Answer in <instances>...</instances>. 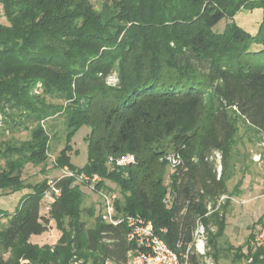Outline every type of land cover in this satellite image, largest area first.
<instances>
[{
  "label": "trees",
  "instance_id": "obj_1",
  "mask_svg": "<svg viewBox=\"0 0 264 264\" xmlns=\"http://www.w3.org/2000/svg\"><path fill=\"white\" fill-rule=\"evenodd\" d=\"M0 4L6 20L0 19V115L4 122L11 120L9 129L29 130L28 139L0 148V194L26 190L13 211L0 210V264H68L73 258L80 264L105 259L125 264L134 246L126 224L106 222L102 210L88 225L82 214L93 216V210L82 207L84 184L73 177L57 179L60 195L49 203L47 215L42 213L47 179L31 183L22 173L27 163L47 159L43 123L56 114L64 115L66 130L65 146L54 160L57 168L97 173L100 187L114 182L119 187L116 215L150 220L177 252L191 243L200 219L213 248L207 254L217 261L225 208L206 215L207 206L234 191H228L227 182L238 169L239 128L249 141L263 140L264 63L258 54L264 55V0ZM245 8L262 10L255 34L236 22L214 30ZM254 42L259 48L251 49ZM111 74L114 84L107 82ZM83 125L90 128L88 158L77 167L69 152L73 134ZM170 149L181 156L175 168L162 158ZM127 154L133 162L108 161ZM51 220L63 230L53 247L30 242L31 235L49 229ZM247 254L249 264H264V247L252 245ZM189 260L203 264L194 253Z\"/></svg>",
  "mask_w": 264,
  "mask_h": 264
},
{
  "label": "rangeland",
  "instance_id": "obj_2",
  "mask_svg": "<svg viewBox=\"0 0 264 264\" xmlns=\"http://www.w3.org/2000/svg\"><path fill=\"white\" fill-rule=\"evenodd\" d=\"M91 1L95 5L99 4V0ZM261 18L262 10L259 8L252 10L246 8L241 9L237 11V13H235L233 16L231 15L227 19L222 20L219 25L214 27V30H216L217 32H222L227 29L229 25H231V23L236 22L251 34H255L258 30ZM0 19L2 22L6 23L5 17L2 14L1 4ZM259 46L260 45L258 43L254 42L253 44H251V49H257L259 48ZM258 56H261V63H264V55L260 53L258 54ZM50 101L57 103L59 100L50 99ZM11 123V120L4 122L0 115V148H3L5 142L18 144L19 142L29 138V130H25L23 127L18 128L17 126H15L13 129H9L8 127ZM43 124L49 135L48 156L47 159L40 164L33 165L32 163H27L24 166L22 177L25 178L26 181L31 183L38 182L44 178H46L47 180L55 178L57 179L63 175V168H57L54 165V160L60 149H62L66 143L64 115L56 114L52 117L47 118ZM89 131L90 128L86 125H83L76 130L71 138L72 151L69 152V156L71 163L77 167H82L87 163V135ZM238 133L239 137L236 149L238 150L239 154L237 156V168H239L240 172H237V175L234 176L229 183H227L228 191L235 190L233 188L235 182L241 175H243L242 173H246V169H249L250 166L254 171H258V179L261 185L260 188L257 187L255 191L250 194L251 197L253 196V198H255V200L251 199L252 202H249L250 205L253 204L251 212L248 215L246 214L247 217L243 219L245 223L247 222V224H250L248 225L250 226L249 230H247V224H245V228L242 231L239 229L236 230L234 225H232L231 228L233 230L231 229L230 231V229H228V232L226 234L222 233V235L217 239L219 258L216 261L213 257H211L216 262V264H249V257L251 256L250 254H247V251L248 247H252L251 240L253 238L252 236H250V234L254 233L256 229H258V227L264 226V205L262 204L264 200V134L262 136L263 140H261V142H258L249 141V138L247 136H244V130L242 128H239ZM168 152V154H170L176 151L170 149ZM3 165L4 158H0V168ZM247 176L248 178H250L252 175L250 176L248 174ZM247 176L245 177L247 178ZM105 185L106 186H103L104 190H112L119 195V187L114 182L106 180ZM85 186H80L81 190L84 193L81 205L83 208H91L93 210V216H90L88 215V213L83 212L82 218L87 221L88 225H91L94 221V217L101 212L103 205L99 193ZM12 196L15 197L16 195L8 194L4 197L0 196V209L4 208V210L8 211V200ZM230 200H233V198L231 197ZM238 202L243 201L238 200ZM48 206V200L46 198H43L41 205L42 213L47 215ZM0 219L2 220L1 216ZM258 219H261L262 221L258 222ZM49 225L50 227L47 231L38 235H31L29 238L30 242L36 243L38 246L48 244L50 247H53L54 243L60 238L63 230L57 229L53 220L49 222ZM63 227L65 228V230L69 229L67 225V219H65V221L63 222ZM211 228H214V226H211ZM254 249L255 248H253V250ZM210 251H213V248H211ZM240 252L242 253L241 256H239ZM9 255V252H7L4 254V257L7 258ZM23 261L24 259L21 260V262Z\"/></svg>",
  "mask_w": 264,
  "mask_h": 264
},
{
  "label": "built area",
  "instance_id": "obj_3",
  "mask_svg": "<svg viewBox=\"0 0 264 264\" xmlns=\"http://www.w3.org/2000/svg\"><path fill=\"white\" fill-rule=\"evenodd\" d=\"M115 74L107 77V82L110 84L116 83ZM217 161V176L220 175L221 164L220 154H215ZM167 161L170 167L175 168L181 162V156L178 152L170 153L162 157ZM108 161L117 165H125L134 161L132 155H125L120 158L108 157ZM63 176L73 177L77 182L86 185L91 190L98 192L102 199V219L106 222L117 224L124 222L127 226V239L133 243L132 250L128 253V260L125 264H190V254L203 259V264H216V262L208 256V229L206 225L199 219L192 233V241L182 252H177L169 247L166 242L156 233L153 223L145 219L139 214L116 215L114 201L117 194L113 191H106L98 186L101 182V177L97 173L88 174L86 172H74L68 167H63ZM58 179V178H57ZM57 179H48V188L44 193V198L49 203L53 202L59 195L60 189L56 186ZM230 195L224 193L217 197L214 203H209L207 206L206 215L210 212L220 209L227 200H230ZM211 228V227H210ZM214 228H211L213 230ZM251 245L255 247H264V226L258 227L254 232L251 240ZM179 246V245H178ZM81 261L75 258L71 259L68 264H80ZM103 264H118L116 262L105 259Z\"/></svg>",
  "mask_w": 264,
  "mask_h": 264
},
{
  "label": "crops",
  "instance_id": "obj_4",
  "mask_svg": "<svg viewBox=\"0 0 264 264\" xmlns=\"http://www.w3.org/2000/svg\"><path fill=\"white\" fill-rule=\"evenodd\" d=\"M254 168H255V166H254ZM237 172H240L239 168L237 169L236 173ZM245 172L246 173H242L243 175H241L237 179V181L235 182V184H234V187L233 188L235 190L233 191L232 195H230L233 198V200H229L228 202H225L224 203V208H225V221H226V225H225V228H224V231H223L224 234H226L228 232V229H230V231H231V229H232L231 226L232 225H234V227H235L236 230L239 229V230L242 231L245 228V224H247V222L245 223L243 219L245 217H247V215L251 212V208L253 206V204L250 205L249 202H252L251 199L255 200V198H253V196L251 197L250 194H252L257 187L260 188V185L261 184L259 183V179H258V176H259L258 175V171L257 170L254 171L253 168L250 166V168L249 169H246ZM236 173H235L234 176L237 175ZM245 174H247V175L249 174L250 176L251 175L252 176L250 178H248V176L245 175ZM245 176H247V178ZM231 179L227 183H229L231 181ZM237 182H240V183L236 187ZM25 192H26V190L17 191L16 193L9 194V195H16V196L15 197L12 196V197L9 198V200H8L9 201V204L7 203L8 204L7 210L8 211L11 212V211H13L15 209L16 204L18 203L21 195L23 193H25ZM0 196H3L4 197L6 195H1L0 194ZM238 200L243 201V202H238ZM262 204L264 205V200H263V203ZM246 205H250V206H246ZM231 207H232V209H231ZM0 210H4V208L3 209H0ZM248 225H250V224H247V226ZM249 227L250 226L247 227V230H249Z\"/></svg>",
  "mask_w": 264,
  "mask_h": 264
}]
</instances>
